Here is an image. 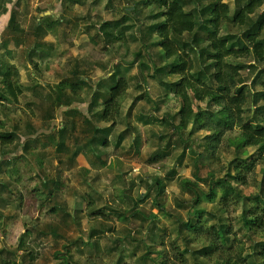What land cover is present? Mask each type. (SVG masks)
I'll return each mask as SVG.
<instances>
[{"label": "rangeland", "instance_id": "374dc122", "mask_svg": "<svg viewBox=\"0 0 264 264\" xmlns=\"http://www.w3.org/2000/svg\"><path fill=\"white\" fill-rule=\"evenodd\" d=\"M143 1L151 0H0V79L2 69L15 67L23 86L16 102L0 86V133L15 136L13 144L0 145L2 259L20 264H61L66 257L74 264H155L161 253L170 257V264H182L169 254L176 245L187 264H212L213 259L193 253L201 243L183 232V223L192 216L193 196L181 184L211 173L215 180L226 179L241 197L233 196L225 213L218 202H203L206 218L211 225H229L243 257L251 260L253 241L259 238L244 234L240 217L255 205L254 197L264 206V158L248 149L256 161L239 185L232 179V161L241 158L239 152L223 142L218 158L207 160V132L195 124L176 129L180 102L160 83L176 78L163 68L171 60L151 45L155 38H143L156 22L150 15L157 12ZM183 2L186 11L206 4ZM225 2L233 16L246 0ZM45 11L52 18L38 25L37 15ZM252 19L242 27L225 25L220 35L245 41ZM111 21L117 27L108 39L97 30ZM47 32L55 46L32 49ZM198 35L195 41L201 46L195 50L203 48L206 33L200 29ZM260 38L264 40V29ZM191 52L196 73L208 76L211 63ZM232 61L244 66L239 78L248 86L264 71V63L252 56ZM121 76L128 90L120 116L110 132L96 133L94 127L103 128L98 114L109 87ZM263 81L264 74L255 88ZM79 85L86 96L58 95ZM199 106L205 109L206 104ZM158 178L162 192L154 187ZM199 185L208 190L207 184ZM22 238L25 246L19 249Z\"/></svg>", "mask_w": 264, "mask_h": 264}, {"label": "trees", "instance_id": "16d2710c", "mask_svg": "<svg viewBox=\"0 0 264 264\" xmlns=\"http://www.w3.org/2000/svg\"><path fill=\"white\" fill-rule=\"evenodd\" d=\"M205 1V5L195 6L190 11L185 10L183 0L143 1L142 5L149 4L152 9L157 10L149 17L156 22L147 28L143 38H155L151 45L161 52L162 58L166 61L171 60L163 68L167 70L169 77H174L176 80L160 81V83L180 102L176 129L180 132L185 131L188 126L195 124L200 130L207 132L204 139L207 160L217 159L221 143L227 142L229 147L241 155V158L236 157V160L232 161L235 171L232 179L237 184L244 185L246 180L244 174L252 171L256 161L253 155L249 154L248 149L255 150L257 159L264 158V81L257 89L255 88L264 71H259L248 86L239 78L244 66L232 60L252 56L256 63H264V40L260 38L264 29V11L256 14L264 7V0H246L233 16L225 0ZM250 17L253 19L246 29L245 41L220 35L223 26L242 27L247 24V19ZM41 24L42 20L38 25ZM116 27L115 23L105 22L100 29L104 37L109 39ZM200 29L205 31L206 36L203 39V48L195 50L196 47L201 46L195 41L200 38L198 35ZM190 52L195 53L199 59L203 56L205 61L211 63V72L208 76L196 73ZM0 86L5 96L13 102L18 100L22 91L15 67L2 69ZM127 90L128 81L123 76L109 87L108 98L106 97L102 103L99 119L110 126L106 129L94 127V132H110L115 120L120 116V108ZM199 104H206L205 109ZM245 112L249 113L247 119L244 118ZM14 142L13 133H0L1 146L11 145ZM106 142V138L103 139L102 145ZM201 182L207 184V191L201 189L199 185ZM181 184L193 196L190 207L192 216L183 223V232L187 237L198 239L201 243L200 248L193 253L206 260L213 259L212 264H264V206L258 203V197H254L255 205L244 210L240 217L241 230L244 234L259 238L257 242L253 241L254 251L249 261V257H243V250L236 244L232 228L225 222L211 225L206 218L207 211L202 206L203 202L207 204L218 202L221 212L225 213L233 204V196L241 197L237 190L226 179L215 180L214 176L211 177V173L204 178L196 175L194 182L184 179ZM154 187L162 192L160 178L154 182ZM179 232L181 233V230ZM20 242L22 245L20 243L19 249H24L23 238ZM175 246V250L169 251V254L171 257L177 256L182 264H187L185 257ZM55 256L59 259L62 255L57 253ZM29 258L34 260L33 255L29 254ZM169 258L160 253V261H156L155 264H170ZM0 264L20 263L2 259L0 256ZM61 264L74 263L66 257Z\"/></svg>", "mask_w": 264, "mask_h": 264}, {"label": "crops", "instance_id": "0c3cea01", "mask_svg": "<svg viewBox=\"0 0 264 264\" xmlns=\"http://www.w3.org/2000/svg\"><path fill=\"white\" fill-rule=\"evenodd\" d=\"M44 2L45 1H49V0H43ZM42 2V1H41ZM43 2V3H44ZM76 2V1H75ZM38 3H40V0H38ZM36 6V5H35ZM43 18L44 19H48V18H52V16H51V14H50V11H45V12H43V13H40V14H38L37 15V24H39V21L42 19V21H43ZM5 21V20H4ZM112 22V21H111ZM113 23V22H112ZM98 32H99V34H101V35H103V32L101 31V29H100V26L98 27V30H97ZM51 32H47V33H45V35H44V38H42V40H41V42H37V41H35L34 43H33V46H32V49H38V48H40L41 46H42V49L43 48H45L46 50H48V49H50V48H52V46H55L54 44H51L52 42H54L55 43V40H52V41H50V40H48V38L51 36ZM104 36V35H103ZM47 43V46H43V45H45ZM50 44V45H49ZM20 48H21V46H20ZM8 49H9V47H8ZM12 66V65H11ZM18 72V71H17ZM20 74V73H19ZM18 74V75H19ZM61 83V82H60ZM60 83L58 82L56 85L59 87V85H60ZM18 84H19V86H20V89H21V91H22V93H23V86H22V84H21V82L19 81V79H18ZM87 85H88V83H87ZM83 88L79 85V86H77V88H75V86L74 87H71L69 90H61V91H59L58 92V90L59 89H57V92H58V95L59 96H65V95H67V96H70L72 93H74L75 95H76V97H84V96H86V90H82ZM109 91V90H108ZM55 92H56V90H55ZM72 92V93H71ZM22 93H21V95H22ZM94 94V93H93ZM109 94V93H108ZM20 95V96H21ZM98 96V95H97ZM97 99H98V101L99 102H102L101 101V99L102 98H100L99 96L97 97ZM90 103V102H89ZM93 114V113H92ZM99 115V114H98ZM89 120V122L87 123V124H91L90 123V119H88ZM88 120H86V121H88ZM101 123H102V125H103V128L102 129H104V128H107V127H109L110 126V124H106V123H103L102 121H100ZM100 123V124H101ZM90 128H91V125H90ZM89 128V129H90ZM110 135V134H109ZM108 137H110V136H108Z\"/></svg>", "mask_w": 264, "mask_h": 264}]
</instances>
